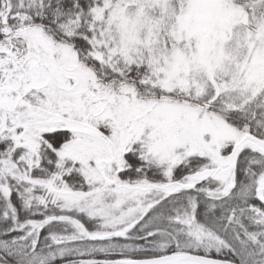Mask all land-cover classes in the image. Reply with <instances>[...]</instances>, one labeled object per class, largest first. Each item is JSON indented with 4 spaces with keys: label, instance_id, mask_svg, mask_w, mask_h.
Listing matches in <instances>:
<instances>
[{
    "label": "snow or ice",
    "instance_id": "obj_1",
    "mask_svg": "<svg viewBox=\"0 0 264 264\" xmlns=\"http://www.w3.org/2000/svg\"><path fill=\"white\" fill-rule=\"evenodd\" d=\"M0 264H264V0H0Z\"/></svg>",
    "mask_w": 264,
    "mask_h": 264
}]
</instances>
